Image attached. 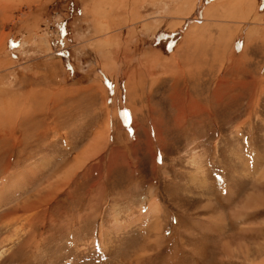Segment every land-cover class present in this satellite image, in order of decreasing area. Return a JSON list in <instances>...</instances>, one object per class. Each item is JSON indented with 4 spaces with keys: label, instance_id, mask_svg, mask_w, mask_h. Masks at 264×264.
<instances>
[{
    "label": "rangeland",
    "instance_id": "obj_1",
    "mask_svg": "<svg viewBox=\"0 0 264 264\" xmlns=\"http://www.w3.org/2000/svg\"><path fill=\"white\" fill-rule=\"evenodd\" d=\"M5 180L0 264H264V0H0Z\"/></svg>",
    "mask_w": 264,
    "mask_h": 264
},
{
    "label": "bare ground",
    "instance_id": "obj_2",
    "mask_svg": "<svg viewBox=\"0 0 264 264\" xmlns=\"http://www.w3.org/2000/svg\"><path fill=\"white\" fill-rule=\"evenodd\" d=\"M3 1V0H2ZM245 1V0H244ZM248 4H251V1L250 2H247ZM125 74V73H124ZM136 85H135V88H130V90H129V94L131 95V93L133 94V95H135V96H137L138 98L139 97H141L140 96V94H139V92H143L144 90V86H143V81H142V79H140V78H137V80H136ZM128 83V82H127ZM134 83V82H133ZM135 84V83H134ZM151 85H154V83H152V84H150V86ZM152 89V88H151ZM139 90V91H138ZM151 92V91H150ZM128 95V94H127ZM146 95H148V94H146ZM130 102V101H129ZM99 138H97L96 140H94V148H93V150L90 152V153H88L87 155L86 154H84V155H82L81 157H80V159L78 158V161L73 165V166H71L70 168H69V171L68 172H66L65 173V176L64 177H61V178H59L57 181H54V185H56V186H59V185H63V186H65L66 184H67V181H68V178H69V176H70V174L72 173V172H74L76 169H78L80 166L81 167H83L82 166V164H84V162L90 157V156H93L92 154H94V153H96L97 151L99 152L100 151V147L102 146V145H104L105 144V142H106V135H100V136H98ZM47 160V159H46ZM44 162V161H43ZM46 162V161H45ZM47 163V162H46ZM43 164H45V163H43ZM39 165V164H38ZM80 167V168H81ZM24 172H25V170H24ZM21 173V172H20ZM19 172H16L15 174L16 175H13L12 177H8L9 179H8V183H11L12 182V180L14 181L15 180V177L17 176V175H19L20 174ZM23 175V174H22ZM7 181L5 180L4 181V185H3V187H2V189L0 190V191H3L4 189H6L5 188V186L6 185H8V183H6ZM60 183V184H59ZM51 187V186H50ZM50 190V189H49ZM17 193V192H16ZM2 196V195H1ZM0 196V197H1ZM40 201V200H39ZM38 202V201H37Z\"/></svg>",
    "mask_w": 264,
    "mask_h": 264
}]
</instances>
